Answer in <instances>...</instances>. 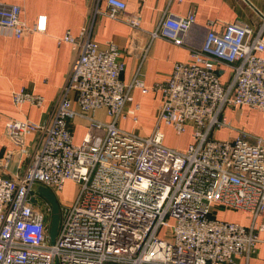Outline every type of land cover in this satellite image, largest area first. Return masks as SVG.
<instances>
[{
  "label": "built area",
  "instance_id": "built-area-1",
  "mask_svg": "<svg viewBox=\"0 0 264 264\" xmlns=\"http://www.w3.org/2000/svg\"><path fill=\"white\" fill-rule=\"evenodd\" d=\"M17 4L0 2V34L21 39L47 30V16L34 25L22 19ZM101 15L141 28V17L122 0H107ZM194 12L164 17L152 39L177 46L195 25ZM64 40L75 59L48 122L11 119L6 136L26 153V139L40 138L22 173L0 172V264H237L262 242L264 223V139L240 131L234 139L215 134L230 128L225 110L247 106L264 111V19L260 32L241 21L222 33L209 31L191 59L174 66L163 83L145 85L140 76L122 80L125 65L114 43L102 48L93 39V17L78 37ZM229 78L223 81V76ZM140 75V74H138ZM159 92L162 103L150 135L126 131L127 119L139 124L134 91ZM17 107L42 108L45 98L21 90ZM104 111L108 121L95 117ZM88 122L80 144L71 124ZM163 126L178 136L191 128L184 151L167 147ZM13 152H11L12 154ZM9 154V156L11 155ZM68 182L78 186L70 203L59 202ZM57 198L61 221L49 237L52 209L36 192ZM220 209L238 211L250 227L219 219Z\"/></svg>",
  "mask_w": 264,
  "mask_h": 264
},
{
  "label": "crops",
  "instance_id": "crops-1",
  "mask_svg": "<svg viewBox=\"0 0 264 264\" xmlns=\"http://www.w3.org/2000/svg\"><path fill=\"white\" fill-rule=\"evenodd\" d=\"M122 1L126 3L129 14L141 17L140 29L134 30L127 24L101 15L94 16L95 8L105 9L107 0H0L2 3L20 5L23 9L22 19L29 25H34L39 16L48 18L46 32L31 33L21 39L0 34V172L6 178L22 173L29 163L30 155L41 143L38 136L31 135L26 139L27 152H22L20 146L6 136V122L11 119L35 122L50 120L76 56L75 49L64 38L68 33L78 37L90 17H93V39L102 48L114 43L120 49L125 65L122 80L130 83L140 76L148 87L165 82L177 63L188 62L191 59L189 47H200L209 31L222 33L226 24L241 21L252 28L255 36L260 32L264 19V0ZM191 12H194L196 22L186 36L185 46H177L162 38L152 39L151 33L164 17H185ZM228 78L229 74L224 75L223 81ZM21 90L44 97L45 106L37 108L25 104L17 107L13 94ZM161 103L159 92L143 93L140 89L135 90L134 105L140 106L139 127L134 129L130 119L121 122L120 127L150 135ZM225 115L231 127L218 130L216 138L232 140L243 131L264 139V111L239 106L226 109ZM95 117L108 121L104 111L97 112ZM87 127L86 120L71 124L77 144L83 141ZM162 130L165 145L173 148L168 142V134L177 135L175 130L168 126H163ZM191 134V128H188L183 135L180 151L186 150L192 143ZM221 211L219 219L250 227L251 220L246 214L224 209ZM262 223L264 217L258 218L257 224ZM260 238L262 242L257 245L256 252L249 259L238 257L237 264H264V232L260 233Z\"/></svg>",
  "mask_w": 264,
  "mask_h": 264
},
{
  "label": "water",
  "instance_id": "water-1",
  "mask_svg": "<svg viewBox=\"0 0 264 264\" xmlns=\"http://www.w3.org/2000/svg\"><path fill=\"white\" fill-rule=\"evenodd\" d=\"M36 192L42 197H44L51 205L52 218H51L49 237L51 243L53 244L55 243L60 228V221H61L60 206L56 196L49 189L43 186H38L36 188Z\"/></svg>",
  "mask_w": 264,
  "mask_h": 264
},
{
  "label": "rangeland",
  "instance_id": "rangeland-1",
  "mask_svg": "<svg viewBox=\"0 0 264 264\" xmlns=\"http://www.w3.org/2000/svg\"><path fill=\"white\" fill-rule=\"evenodd\" d=\"M137 127H134V129H136ZM183 139L184 136L168 134V142H170V146L173 147L174 149H178V150L181 149V145H183L184 142ZM77 191H78L77 184L74 182H70L65 186L64 190L60 194L61 198L59 197L58 200L64 201L65 203H70L75 198ZM221 210L222 209H220V211L218 212L217 217H221V213H222ZM222 217L225 218L224 216Z\"/></svg>",
  "mask_w": 264,
  "mask_h": 264
}]
</instances>
